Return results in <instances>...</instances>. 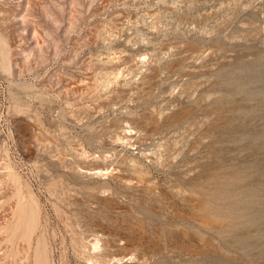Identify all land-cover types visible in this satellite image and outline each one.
I'll return each instance as SVG.
<instances>
[{"label": "rangeland", "instance_id": "rangeland-1", "mask_svg": "<svg viewBox=\"0 0 264 264\" xmlns=\"http://www.w3.org/2000/svg\"><path fill=\"white\" fill-rule=\"evenodd\" d=\"M0 264H264V0H0Z\"/></svg>", "mask_w": 264, "mask_h": 264}]
</instances>
